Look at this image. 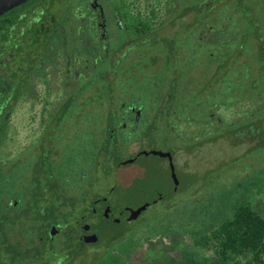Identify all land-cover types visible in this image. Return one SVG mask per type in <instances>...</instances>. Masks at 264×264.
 <instances>
[{
    "label": "trees",
    "instance_id": "obj_1",
    "mask_svg": "<svg viewBox=\"0 0 264 264\" xmlns=\"http://www.w3.org/2000/svg\"><path fill=\"white\" fill-rule=\"evenodd\" d=\"M223 1H173L178 6L182 4L180 11H176L173 3L167 6L166 22L170 25H174L176 16L190 17L188 21L182 20L183 37L179 35V41L174 39L176 35L173 33H168L165 39L151 36L135 41L142 32L135 28L141 17L137 16L132 24L125 22L133 26L128 36H120L124 43H128L126 51L136 54L137 51L143 52L147 46L151 51L150 63L143 64L139 73L133 59L127 61L124 52L116 53L118 43L109 29L102 28L108 35L103 39L98 37L96 20L88 3L84 12L73 19L70 29L66 28L62 18L53 20L55 23L37 18L32 26L26 28L28 32L33 31L24 36L28 44L34 37V42L44 45L33 74H51L46 89L55 97L49 112L51 118L43 127L50 134L58 130L57 140L60 141L66 132L69 134L68 142L65 145L62 143L63 146L58 149V161L49 158L50 145L40 147L38 160L43 164H38V170L43 169L44 175L39 176L36 183H50L55 188L61 183L79 192L76 198L61 200L59 196L55 197L51 209L54 222L68 214L61 213L62 204L72 214L79 205L88 203L90 197L87 190L98 181L99 167L107 173L112 170L114 161L124 162L120 157L119 144L127 142L130 145L135 141L137 145H143L144 139H147L146 144L151 146L160 136L165 139V148H168L171 136L178 138L169 135L177 132L176 125L197 126L190 136L178 134L188 146L191 144L189 140L200 137V144L224 139L230 147L240 145L237 157L229 160V164L236 162L232 163L234 166L230 174L235 179L244 178L240 177L241 170L238 168L242 155L250 158L251 175L264 176V57L260 56L259 49L256 51L264 39V0H230L231 5H223ZM104 18L107 22L108 18ZM145 29L148 28L145 26ZM189 29L192 31L187 32ZM165 43L176 53L185 54V66L193 65L181 74L187 80L186 84L190 85H186L183 91H177L178 87L173 86L180 76L177 65L165 70L162 60H158L159 51ZM193 47L197 48L195 57ZM140 57L143 54L138 55ZM46 65H50V70H45ZM155 65L157 68H153ZM195 66L200 67L202 73L193 84V77L187 73ZM147 73L158 75L159 81L150 76L146 78ZM168 74L170 76L166 78ZM142 78L147 79L146 84L136 87L135 80ZM168 79L172 88H168ZM164 86L165 93L162 92ZM140 91L148 93L151 104L148 101L136 104L129 100L130 97H137ZM87 103L90 105L84 112H76ZM245 105L249 107L245 109ZM173 106H177L179 111L173 110ZM230 108L232 111L228 113ZM179 112L184 114L178 115ZM9 116L0 118V142L7 133L4 129L9 127ZM162 120L163 129L158 126ZM75 130L78 132L73 135ZM170 151L173 150L167 152ZM129 159H125L126 162ZM212 185L214 183L208 181L198 191L203 190L208 197L224 189L222 183ZM233 185L228 186L233 189ZM193 195L181 201L186 202ZM165 206L149 217L158 221L167 212L169 214L173 204ZM137 221H133L130 228L123 227L109 234L98 262L112 243L136 230ZM198 244L202 247L211 245L215 254L224 260L248 254L249 259L244 264H264V217L254 210L248 200L238 201L209 233L200 236Z\"/></svg>",
    "mask_w": 264,
    "mask_h": 264
},
{
    "label": "flooded vegetation",
    "instance_id": "obj_2",
    "mask_svg": "<svg viewBox=\"0 0 264 264\" xmlns=\"http://www.w3.org/2000/svg\"><path fill=\"white\" fill-rule=\"evenodd\" d=\"M30 1L27 0L0 15V118L10 115L9 127L4 129L7 133L0 142V264H98V257L102 255L104 246L91 248L101 239L100 232L94 229V217H104L113 223L121 224L133 222L139 216L136 219L119 220L126 215H117L112 205V197L118 183H114L105 195L95 199L91 198L96 183L93 182L87 190L90 200L86 205H79L69 214L70 210L62 204L60 211L62 214L68 212V216L65 214L66 216L59 218L57 223L53 221L54 214L51 209L55 197L59 196L61 200L76 198L79 192L61 183L57 188L50 183H36L37 178L44 175L43 169L38 170V164L42 162L38 160L40 147L50 145L49 158L58 161V149L68 142L69 134L66 132L60 141L57 140L58 130L50 134L43 127L51 118L49 112L54 106L55 97L46 89L51 74H33L44 45L39 41L34 42V37L28 44L27 37H24L33 32L26 29L28 21H31L29 17L36 18L37 10L40 9L37 3L24 8ZM84 1L85 8L88 3L89 10L94 14L96 34L103 39L108 33L102 28L109 29L112 38L118 43V55L124 52L127 57L132 53L127 52L128 43H124L120 36H128L129 29H133V26L125 22L132 24L137 16L141 19L137 20L138 26L135 28L142 32L136 36L135 41L151 36L165 39L168 33L180 34V30L181 36L183 35L180 25L184 17L176 16L174 25L166 22L167 6H171L176 0H135L133 3L127 0H110V6L103 5L101 0ZM50 2L48 13L44 15V12L37 18L51 23L62 18L66 28L70 29L74 18L68 13H63L64 11L61 12L64 9L63 3L59 0ZM173 6L176 11H180L182 4ZM80 9L75 10L74 14L83 13L85 10L83 6ZM104 17L108 18L107 22ZM177 21L180 22L179 25ZM145 26L148 29H145ZM167 27H172V30L164 32L163 28L168 29ZM121 41L124 44L121 45ZM50 68V65L45 66L47 71ZM38 83L44 88L41 94L38 92ZM15 112H19L20 131L24 130V144L16 152L8 153V141L16 136L15 130H12V116ZM137 114L139 115L138 111ZM9 189L16 191L17 196L10 195ZM111 191L112 195L109 197Z\"/></svg>",
    "mask_w": 264,
    "mask_h": 264
},
{
    "label": "rangeland",
    "instance_id": "obj_3",
    "mask_svg": "<svg viewBox=\"0 0 264 264\" xmlns=\"http://www.w3.org/2000/svg\"><path fill=\"white\" fill-rule=\"evenodd\" d=\"M31 1L34 2L31 3ZM31 1L24 8L27 9L37 3L40 9L37 10L38 14L35 16L36 18L32 19L29 17L31 21H28V27L32 26L33 21L37 20V17H40L39 15L44 12V15H46L49 11L48 8L51 7V0ZM59 1L63 3L64 7L61 12L64 11L63 13H68L73 18L78 17L77 14H74L75 10L80 9L82 6L85 9L84 0ZM127 1L133 3L135 0ZM100 2L105 6L112 4L110 0H101ZM214 3L212 2V4ZM225 4L231 5L230 0H224L223 5ZM217 13L220 14V10H217ZM184 19L188 21L190 17L185 16ZM177 24L179 25L180 22L177 21ZM180 26H182V22ZM167 28H163V31L168 32L172 30V27ZM191 31L192 29H189L187 32ZM179 32L180 34L177 32L174 37L177 41L181 39L179 36L181 35V30ZM183 48L185 49V46ZM257 49L258 47L256 51ZM186 52L189 51L186 50ZM193 52L195 57L197 52L196 47H193ZM175 53V50L165 43L159 51L158 60H162V66L165 70L167 68L169 70L172 69L175 66L174 64L177 65L180 76L177 79V83L173 86L178 87L177 91H183V88L187 85V80L181 74L185 69L189 71L193 65L185 66L183 64L185 54ZM134 54L132 51L126 59L127 61L133 59V62L138 65L136 70L139 73L143 70L141 67L143 64L150 63L151 51L147 46L143 49V52L137 51ZM140 54H143L142 58H138ZM195 62L198 63L197 60ZM153 68H157V65ZM201 73L200 67L195 66L187 75L193 77L192 83L194 84ZM149 76L151 79L159 81L160 77L158 75L147 73L145 77L149 78ZM169 76L170 74L166 75V78ZM145 81L147 79L142 78L135 80L134 84L136 87L141 88L146 84ZM169 81L168 79V88H172V84ZM43 89V85L38 83V92L40 94ZM165 89L166 87L164 86L163 93H165ZM129 100L136 104H141V102L144 104L147 101L151 102L148 99V93L143 91L138 92L137 97H130ZM89 105L87 103L76 112H84V109ZM248 107V105L244 106L245 109ZM150 108H154V106H150ZM173 110L179 111L177 106H173ZM231 111L230 108L228 113H231ZM180 113L181 115L184 114L179 112L178 115ZM19 118V112H15L12 116V127H14L12 130H15L16 136L8 141V153L16 152L24 144V130L20 131ZM163 125V120L158 123L161 129H163ZM70 126L71 123H69ZM196 127L186 125L180 127L176 125L177 132L169 135H176L178 138L171 136L168 140L170 143L168 148H165L166 141L160 138V136L155 138L151 146L149 143L146 144L147 139H144L143 145H137L135 141L130 145L127 142H122V144H119L121 147L119 149L120 157L124 162L121 160L114 161L112 170L110 169L107 174L100 167L97 169L99 179L92 189L91 198L96 199L105 195L114 183H118V188L112 197V205H114L116 213L119 216L132 214L150 200L159 199L158 197L163 193H167L165 197H161V199L149 204L146 209L139 212V217L136 219L138 220L136 230L112 243L98 264H244L249 259L248 254H243L234 260H224L215 254L211 245L202 247L198 242L200 236L204 233H209L223 216L229 213L233 204L238 201L248 200L254 210L264 217V176L254 177L251 175V162L249 161L250 158L245 157L247 155H242V161L238 163V168L241 170L240 177L244 176V178L235 179V177L230 176L231 168L234 166L232 163L236 162H230L231 164H229V160L232 161V159L237 157L240 152V145L230 147L224 139L200 144L198 142L200 141V137L189 140L191 144L188 146L178 134L184 133L190 136L191 131H195ZM198 127H200V124ZM76 131L72 134L75 135ZM170 149L173 151H170L171 153L167 152ZM125 159H129V162H126ZM118 165H121L120 168L117 167ZM7 173H11V171H7ZM7 173L5 175H8ZM16 176L17 172H15ZM208 181L214 183L212 186H215L216 182L218 184L222 183V186H224L223 191H217L212 196L206 197L204 191H198V189H201ZM229 184H234L233 186L235 187L230 189ZM191 194L194 195L190 196L186 202L181 201ZM10 195L16 197V191L10 190ZM169 204L171 206L173 204L169 214L167 212L158 221L149 217ZM93 224L95 226L94 229L100 232L101 239L99 243L92 245L93 247L91 248L100 245L105 247L108 243L107 238L112 231L133 226L132 221L119 225L99 216L94 217Z\"/></svg>",
    "mask_w": 264,
    "mask_h": 264
},
{
    "label": "water",
    "instance_id": "obj_4",
    "mask_svg": "<svg viewBox=\"0 0 264 264\" xmlns=\"http://www.w3.org/2000/svg\"><path fill=\"white\" fill-rule=\"evenodd\" d=\"M25 1H27V0H0V15H2L4 12L8 11L9 9H11V8H13V7H15V6L19 5V4L24 3ZM259 53H260L261 57H264V41L260 45ZM112 191H113V189H112ZM112 191L109 193V197L112 195ZM166 194L167 193L165 192L158 198L161 199V197L162 198L165 197ZM159 199L150 200L143 207L137 209L134 213H132L130 215L123 216V217H120L119 220L136 219L138 214H139V212H141L142 210L146 209L149 204L155 203Z\"/></svg>",
    "mask_w": 264,
    "mask_h": 264
}]
</instances>
